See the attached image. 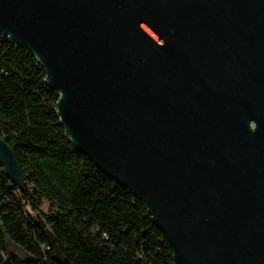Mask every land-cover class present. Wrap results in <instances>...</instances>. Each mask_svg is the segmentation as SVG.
I'll return each instance as SVG.
<instances>
[{
    "label": "water",
    "instance_id": "1",
    "mask_svg": "<svg viewBox=\"0 0 264 264\" xmlns=\"http://www.w3.org/2000/svg\"><path fill=\"white\" fill-rule=\"evenodd\" d=\"M0 34L41 64L73 145L142 201L174 264H264V0H0ZM0 162L23 189L1 137Z\"/></svg>",
    "mask_w": 264,
    "mask_h": 264
},
{
    "label": "trees",
    "instance_id": "2",
    "mask_svg": "<svg viewBox=\"0 0 264 264\" xmlns=\"http://www.w3.org/2000/svg\"><path fill=\"white\" fill-rule=\"evenodd\" d=\"M45 78L29 50L0 34V137L24 178L21 189L0 162V264H174L142 201L75 148Z\"/></svg>",
    "mask_w": 264,
    "mask_h": 264
},
{
    "label": "rangeland",
    "instance_id": "3",
    "mask_svg": "<svg viewBox=\"0 0 264 264\" xmlns=\"http://www.w3.org/2000/svg\"><path fill=\"white\" fill-rule=\"evenodd\" d=\"M7 246L8 249L16 254L20 259H26L28 257V254L23 249L14 245L9 239H7Z\"/></svg>",
    "mask_w": 264,
    "mask_h": 264
},
{
    "label": "built area",
    "instance_id": "4",
    "mask_svg": "<svg viewBox=\"0 0 264 264\" xmlns=\"http://www.w3.org/2000/svg\"><path fill=\"white\" fill-rule=\"evenodd\" d=\"M46 248L49 249V246H47Z\"/></svg>",
    "mask_w": 264,
    "mask_h": 264
}]
</instances>
